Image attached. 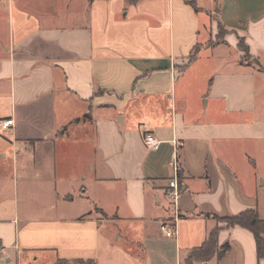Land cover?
<instances>
[{"label": "crops", "instance_id": "obj_1", "mask_svg": "<svg viewBox=\"0 0 264 264\" xmlns=\"http://www.w3.org/2000/svg\"><path fill=\"white\" fill-rule=\"evenodd\" d=\"M187 1L0 0V264H264V0Z\"/></svg>", "mask_w": 264, "mask_h": 264}, {"label": "trees", "instance_id": "obj_2", "mask_svg": "<svg viewBox=\"0 0 264 264\" xmlns=\"http://www.w3.org/2000/svg\"><path fill=\"white\" fill-rule=\"evenodd\" d=\"M130 4H134L139 0H126ZM186 4L194 7V3L184 0ZM221 29V27H219ZM239 49L244 53V58H249V48L245 44L244 40H240ZM193 59V58H192ZM191 59V60H192ZM87 117V116H86ZM178 180L181 183L182 176L181 171L178 169ZM217 220V219H216ZM224 223L227 224L228 228H233L235 226H239L249 230L255 238L257 254L259 259L264 258V221L260 218L257 210H247L235 217L228 218L223 220ZM217 235L218 231H213L206 243L199 249L192 252L189 257V262H193L194 260L207 261L213 254L216 252L217 247ZM230 249V245L226 244L221 247L218 255L222 257L226 252Z\"/></svg>", "mask_w": 264, "mask_h": 264}, {"label": "built area", "instance_id": "obj_3", "mask_svg": "<svg viewBox=\"0 0 264 264\" xmlns=\"http://www.w3.org/2000/svg\"><path fill=\"white\" fill-rule=\"evenodd\" d=\"M14 126L13 119H1L0 120V134L7 133ZM145 146L150 150H158L161 146V142L156 139L154 134L151 132H145L143 135ZM169 197L171 198L175 207H178V203L182 197V188L178 180V167L174 165V178L168 182ZM161 230L166 234L167 237H174L176 235V226L169 225L164 222L161 225ZM3 252V246L0 244V256Z\"/></svg>", "mask_w": 264, "mask_h": 264}, {"label": "rangeland", "instance_id": "obj_4", "mask_svg": "<svg viewBox=\"0 0 264 264\" xmlns=\"http://www.w3.org/2000/svg\"><path fill=\"white\" fill-rule=\"evenodd\" d=\"M215 31H216V33L218 34L217 37H216V41H219L221 38L224 37V35H225V31H224L223 29H219V28L217 27V28L215 29ZM210 43L213 44L214 42L211 41ZM204 51H205V50H204ZM202 57H204V56H202ZM242 61H243V62L251 63L250 58H244V57H243ZM204 69L206 70V69H208V67L205 66Z\"/></svg>", "mask_w": 264, "mask_h": 264}]
</instances>
